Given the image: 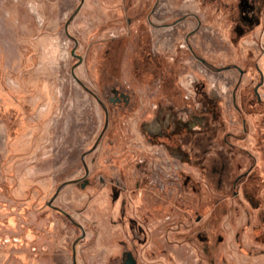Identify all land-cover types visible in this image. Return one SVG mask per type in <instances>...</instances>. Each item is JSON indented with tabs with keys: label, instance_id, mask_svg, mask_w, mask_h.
<instances>
[{
	"label": "rangeland",
	"instance_id": "1",
	"mask_svg": "<svg viewBox=\"0 0 264 264\" xmlns=\"http://www.w3.org/2000/svg\"><path fill=\"white\" fill-rule=\"evenodd\" d=\"M79 4L0 0V264H72L81 231L77 264H116L133 238L138 264H264V224L257 238L256 210L241 194L232 198L226 176L217 188L211 170L229 160L224 138L245 147L256 156L264 196V12L236 36L228 8L214 0H82L66 31ZM72 47L81 55L75 75L109 109L111 87L130 95L125 108L109 110L110 126L84 157V182L65 185L52 201L81 228L47 205L63 181L84 175L81 154L104 122L97 100L71 75ZM233 63L246 70L235 101L238 71L217 70ZM168 104L196 129L186 161L144 135L153 105ZM242 119L238 141L227 133H242ZM211 215L218 225L207 254L194 231Z\"/></svg>",
	"mask_w": 264,
	"mask_h": 264
},
{
	"label": "flooded vegetation",
	"instance_id": "2",
	"mask_svg": "<svg viewBox=\"0 0 264 264\" xmlns=\"http://www.w3.org/2000/svg\"><path fill=\"white\" fill-rule=\"evenodd\" d=\"M214 1H216L217 4H221L223 5V7L228 8L230 18L233 21V26H232L233 32L236 36H240L245 32L249 31L251 28L258 25L260 13L264 12V0H214ZM188 35L186 36V38L188 37ZM233 40H235V38ZM189 50L191 51L190 48ZM201 60L205 61L204 59ZM229 68H235L239 73V78L233 84L231 91L232 100L235 101L236 98L235 92L239 84L240 76L243 75L246 72V70L245 68H242L240 65L235 63H233L231 66L226 65V66L217 67V70L221 71ZM256 69H257L259 81L252 88V92L257 97V103L260 104L261 103L260 96L257 89L263 81V73L260 69L257 68V66ZM90 89L103 103L102 105L97 101L103 110L104 116H105V111L103 106L105 107L107 112V126L102 134V137L100 139L101 141L105 135L108 126H110L109 117L111 113L109 110L119 111L120 109L125 108L130 103V95L127 92V90L123 88L111 87L109 91L110 95L107 97V102L109 105H111V108L109 109V107H107V104L97 95V93L92 88ZM246 93H247L246 91L242 93L240 92L239 98H241L242 96L245 97ZM234 105H235L234 106L235 110L238 113H241V111L243 110V108L241 107L242 105L237 106L235 102ZM209 107L211 108V110H216L218 108L216 104L213 105L212 103L209 104ZM171 109H172L171 104H168L167 106L164 105V107L153 105L154 112L152 113V117L148 121V123L144 124V135L147 137V140L149 142L153 143L154 146H157V148L161 150L164 149V151L168 153L169 156L173 154L180 158H183V160L186 161L193 151V149H191L192 147H188L186 141L187 136L191 134H195L196 131L194 130L196 129L193 127V123H187V122L183 123L181 122L180 119L177 120L175 116L172 114ZM212 113L215 116V112L213 111ZM217 127H219V125H217ZM240 127L242 133L237 134L233 132H228L227 135L238 141L243 140L246 132V123L244 119L241 120ZM213 131L214 134H216L217 130L213 129ZM223 142H225L228 146L229 151L227 150L226 152L229 155V160L227 162L220 161L218 163V167L216 166V164L211 167L213 174L216 175L213 184L217 188L222 187V185L225 184V179H226L225 176H226L228 180V184L231 188L232 198H235L236 196L241 194L242 199L250 207H252V209L256 210V214L260 224L255 225L254 226L255 228L252 229V231H255L256 237L258 238L262 236L261 231H259V229L262 227L261 223L264 224V196L263 197L260 196V193L258 192L260 183L257 182L259 178L257 177L258 175L255 169L257 166L256 156L249 149L237 145L233 142H229L226 138L223 139ZM95 148L93 150H95ZM206 151L207 150H203V152ZM154 153L157 154L159 153V151H155ZM235 155H241L245 157L246 162L242 161L243 165L240 164L238 165L237 163H234L233 160ZM226 172L227 174L225 175ZM88 174H89V169L86 174L84 171V175L80 176L82 178L78 181V183H83L84 182L83 180L86 179ZM184 185H186V182H184ZM138 187H139V183L136 182V188ZM202 217H203L202 215H196V219H195L196 223L200 222ZM216 220H217V216L211 215L210 220L208 219V221L207 220L203 221L199 225V227H197V229L194 231V237L196 238L199 244L198 247L207 254H211L213 250V244L215 241L214 233L218 225L216 224ZM249 222L250 220H247V225L249 224ZM239 234L240 232L236 231L234 233V237L235 238L238 237ZM83 237H84V231H81L80 235L77 237L79 239L77 241H76L77 238L73 240V242L76 241L74 244L75 254H76V245L78 241ZM262 238L264 239V236L261 237L260 239ZM73 242L71 244V251H72ZM116 264H138L137 258L135 257L134 238L132 239L130 246L124 244L123 248L120 250V258L116 262Z\"/></svg>",
	"mask_w": 264,
	"mask_h": 264
},
{
	"label": "water",
	"instance_id": "3",
	"mask_svg": "<svg viewBox=\"0 0 264 264\" xmlns=\"http://www.w3.org/2000/svg\"><path fill=\"white\" fill-rule=\"evenodd\" d=\"M81 3H82V0H80V4L74 9V11L70 14V16L68 17V19L66 20L65 22V30L67 31V25L69 23V21L74 17V15L78 12L80 6H81ZM72 39L74 40V43L76 44V41H75V38L72 37ZM71 54L74 55L78 60L76 63H74L71 67V75L72 77L74 78V80L85 90L87 91L89 94H91L99 103H101L103 105V103L101 102V100L92 92V90L86 86L83 81H81V79H79L75 73H74V67L81 61V55L79 54H76L75 53V47H72L71 49ZM104 108V111H105V116H104V122H103V126L99 132V134L97 135L95 141L93 142V144L86 150H84L81 154V159H82V163H83V167H84V171H85V174L87 173L88 171V167H87V163L84 159L85 155L89 152H91L96 146L97 144L99 143L101 137H102V134L104 132V130L106 129V126H107V112H106V109L105 107L103 106ZM82 177H79V178H72V179H68V180H65L63 181L57 188L56 190L54 191L53 195L50 197V199L47 201V205H49L50 207H52L53 209L61 212L62 214H64L67 218H69L72 222L76 223L80 228H81V225L77 222H75L71 216L69 215V213H67L65 210H63L62 208H60L59 206L57 205H54L52 204V201L53 199L56 197V195L59 193L60 189L62 187H64L65 185L67 184H70V183H76L78 182ZM79 238L76 239V241L78 240ZM75 241V242H76ZM75 242H73V246H72V251H71V263L72 264H77L76 263V259H75Z\"/></svg>",
	"mask_w": 264,
	"mask_h": 264
}]
</instances>
